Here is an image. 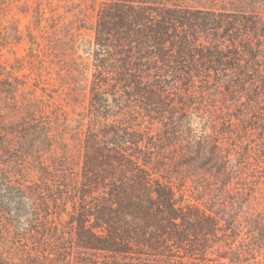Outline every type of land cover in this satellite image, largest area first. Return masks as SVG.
<instances>
[{"label":"rangeland","instance_id":"obj_1","mask_svg":"<svg viewBox=\"0 0 264 264\" xmlns=\"http://www.w3.org/2000/svg\"><path fill=\"white\" fill-rule=\"evenodd\" d=\"M143 2L151 10L164 5L189 10L206 19L217 18L224 25L242 26L239 35L229 33L232 38L224 37L221 29L217 36L211 32L200 39L207 47L224 45L228 56L225 62L233 65L228 74L214 76L211 84L203 88L196 85L188 92L171 88L164 124L144 118L137 106L125 112L129 116L125 123H129L130 131L143 132L141 139L154 144L150 147L152 165L160 175L172 179L180 200L210 210L223 225H234L237 231L246 233L236 239L235 231H223L209 244L205 258L187 260L176 251L162 257L145 247L141 256L129 250V254L116 258L69 249L64 263L241 264L235 263L230 249L243 239L249 240V226L264 215V0ZM104 3L105 0H0V133L10 152L5 157L0 151V159L5 168L8 166L12 179L27 187L44 188L36 168L39 162L62 160L72 180H80L89 125L85 120L93 78L94 29ZM110 100L113 104L117 101L112 97ZM23 121L30 127L38 126L41 133H51V152L45 140H40L34 150H30V141L26 145L17 142L11 133ZM14 160L23 162V172L16 165L6 164ZM35 205L21 214V227L28 229L24 241L17 239V233L7 227L5 216L0 214V253L18 259L36 250L34 242L47 246L53 243L51 237H39L31 230L39 227L31 217L34 209H41L40 202ZM71 206L68 212H72ZM58 219L55 215L51 226L62 234L59 238H68V214ZM50 260L59 264L51 257ZM243 262L262 263L251 257Z\"/></svg>","mask_w":264,"mask_h":264},{"label":"trees","instance_id":"obj_2","mask_svg":"<svg viewBox=\"0 0 264 264\" xmlns=\"http://www.w3.org/2000/svg\"><path fill=\"white\" fill-rule=\"evenodd\" d=\"M105 1L94 29L93 78L85 120L89 125L80 180H72L62 160L39 162L36 168L42 176L41 185L47 189L35 190L12 179L0 159V214L5 216L7 227L24 241L28 229L21 227V214L40 202V211L34 209L31 214L39 227L31 230L39 237L53 239L48 246L34 242L36 250L18 259L0 253V264H52L50 257L65 264L69 249L116 258L129 250L141 256L145 247L162 257L176 251L187 260L205 258L209 244L223 231H235L236 239L246 233L234 225H223L216 213L180 200L172 179L160 175L152 165L150 147L154 144L141 139L143 132L130 131L125 123L129 118L125 112L137 106L144 118L164 124L171 88L188 92L196 85L203 88L211 84L214 76L228 74L233 65L225 62L224 45L207 47L200 39L211 32L217 36L221 29L224 37L232 38L229 33L239 35L242 26L224 25L217 18L206 19L164 5L151 10L143 0ZM111 97L117 99L114 104ZM26 123L12 130L17 142L26 145L30 141V150H34L45 140L51 152V133H41L38 126ZM7 146L0 133V151L5 157L10 156ZM22 163L14 160L6 164L23 172ZM69 204L72 212L67 211ZM65 213L70 218L67 229L71 234L59 238L62 234L51 223L55 215L61 221ZM247 234L249 240L241 238L240 245L231 247L233 260L246 264L248 261H243L251 257L264 264V215L256 218Z\"/></svg>","mask_w":264,"mask_h":264}]
</instances>
